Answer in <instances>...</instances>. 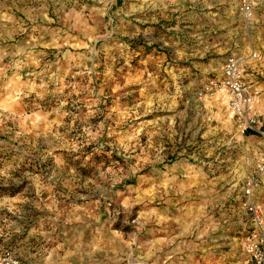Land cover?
Listing matches in <instances>:
<instances>
[{"label": "rangeland", "instance_id": "rangeland-1", "mask_svg": "<svg viewBox=\"0 0 264 264\" xmlns=\"http://www.w3.org/2000/svg\"><path fill=\"white\" fill-rule=\"evenodd\" d=\"M211 1L0 0V91L19 103L24 130L0 135V164L13 166L0 198L25 211L0 253L29 264H255L246 246L264 229L244 191L256 138L218 89L243 23L228 10L234 21L203 35ZM238 206L248 234L224 221ZM38 208L63 224L50 262L46 233L27 223Z\"/></svg>", "mask_w": 264, "mask_h": 264}, {"label": "crops", "instance_id": "crops-1", "mask_svg": "<svg viewBox=\"0 0 264 264\" xmlns=\"http://www.w3.org/2000/svg\"><path fill=\"white\" fill-rule=\"evenodd\" d=\"M241 1L242 0H215L209 2L208 7H210L213 11L212 18H209L206 15L203 16V24L207 27L208 30H204L202 33L203 35H210V25L212 24H216L217 26H219L218 30H223L225 24H230L234 21L231 16H228L230 13H232H229L228 10H235L236 14L238 15V21L241 23V25L243 23V25L239 28L240 36L234 37L235 41H238L240 43L239 45L235 44L233 48L234 51L230 53L228 57L241 58L243 60L241 66V76L244 82L253 84L261 90V96L258 97L255 102H253V104L250 106V110L255 111L260 117H263L262 123L264 125V0H254L252 13L249 19H243L239 13V6L241 4ZM221 10L226 11L224 12L225 16L222 15ZM215 15H217V18H215ZM223 66H221L220 71H218L219 75H222ZM1 77L2 76L0 74V80ZM16 87H18V85ZM1 89L2 87H0V90ZM13 99L11 97H8V94H4V92L0 91V111L5 112L7 115V123L5 125L0 124V135H7L11 138H15L17 130H21L19 120L14 117L16 116L15 114H19V103L17 101L15 102ZM231 115L232 117L236 118L234 113H231ZM23 131L24 130H21V132ZM241 134H250L252 138H256L252 140L254 145H252L251 147L252 157L250 161V176H252L250 178L252 179L255 177L258 181V186L252 190L249 197L251 202L248 203L254 204L260 211L262 228L264 229V173H261L259 175L258 172L259 168L261 166H264V138H261L251 132L245 133L241 131ZM2 155L3 152L0 150V157H2ZM0 166V183H6L10 174V171L8 169L11 170L13 166L5 167L3 164H0ZM3 175H6V177H3ZM242 197H244L245 199L247 198L244 195ZM3 201V198H0V237H6L8 233H11L10 235H15L12 233L14 232V230L18 229L20 224H22L19 219L25 218V211L22 209L19 210L18 199L16 200V203H10V212H8V210L5 208ZM244 205L246 206L245 201L242 207V209L245 210ZM238 208H236V211H234V213L230 216L227 215V212H225L224 221L228 225L235 224V230L239 233L245 231V233L248 234L249 229L251 228V224H249V221L246 218V212L244 211V214V212L240 210L241 207L238 206ZM38 209L40 210L41 215H38L37 218L30 217L27 223L28 226L32 228L35 234H40L42 233V231L46 233L47 236L44 237L48 240L46 241V243H48L47 248L55 251L48 253L49 255L47 257V260L50 262L52 254H57V249H62L61 231L63 224L58 219L59 216L54 217L51 220L50 217H45L47 210L43 208ZM34 212L36 211L33 210V213ZM26 213V217H28L31 211L28 210ZM6 215H8L6 218H9V220H7L6 218H1ZM4 228L9 229L10 231L7 233H3L2 229ZM244 245L245 242H242L241 247H243ZM26 262L27 264H29L28 261Z\"/></svg>", "mask_w": 264, "mask_h": 264}, {"label": "built area", "instance_id": "built-area-1", "mask_svg": "<svg viewBox=\"0 0 264 264\" xmlns=\"http://www.w3.org/2000/svg\"><path fill=\"white\" fill-rule=\"evenodd\" d=\"M254 0H242L239 6V12L243 19H249L252 13ZM243 60L237 57H228L225 60L221 80L218 89L224 91L228 99V108L234 113L242 132H251L264 138L263 117H260L255 111L250 110L254 99L259 95L256 87L244 82L241 76V66ZM259 175L264 173V166L259 168ZM258 186V181L254 177L247 182L244 193L251 195L252 190ZM248 210L251 214V221L260 231L261 222L255 206L248 204ZM256 238V235L253 236ZM246 250L251 253L255 264H264V235L260 234L254 242L249 240ZM0 264H27L26 261L19 259L12 254L0 253Z\"/></svg>", "mask_w": 264, "mask_h": 264}]
</instances>
